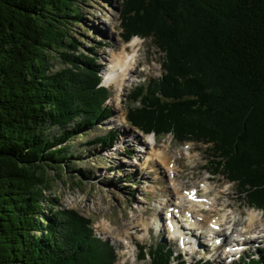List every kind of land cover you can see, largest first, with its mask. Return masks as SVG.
I'll return each instance as SVG.
<instances>
[{
  "label": "trees",
  "instance_id": "16d2710c",
  "mask_svg": "<svg viewBox=\"0 0 264 264\" xmlns=\"http://www.w3.org/2000/svg\"><path fill=\"white\" fill-rule=\"evenodd\" d=\"M80 1L0 0V264L117 261L91 220L43 204L47 169L58 173L67 144L110 115L99 59L79 53L68 30L83 22ZM121 1L123 38L151 39L164 55L163 77L132 93L140 105L128 109L129 124L209 145L211 172L264 211V0ZM53 53L67 65L56 73ZM50 127L64 132L51 138ZM116 137L94 143L107 148ZM141 253L149 264H182L163 244ZM235 264H264V250Z\"/></svg>",
  "mask_w": 264,
  "mask_h": 264
},
{
  "label": "rangeland",
  "instance_id": "374dc122",
  "mask_svg": "<svg viewBox=\"0 0 264 264\" xmlns=\"http://www.w3.org/2000/svg\"><path fill=\"white\" fill-rule=\"evenodd\" d=\"M78 8L83 22L79 25H70L68 30L73 39L80 44L77 45L79 53H86L88 56L96 55L99 59L98 65L102 68L103 85H107L104 78L110 66V55L114 52L113 50L119 51L121 44L128 45L134 38L141 39L140 56L137 58L142 65L138 67V72L132 74L130 80L126 82L119 101L116 100L114 87L107 88L108 101L105 106L110 113L107 120L93 131L75 137L67 144L69 151L65 158L68 162L61 167L53 165L56 166L58 173L51 168L47 169L49 183L48 188L43 190L45 211L50 208L73 209L91 220L94 235L114 249L117 255L115 264H149V257L146 260L141 259V249L145 247L148 249L160 243H164L175 251L178 260L184 264L203 263L207 258L214 261L210 264H229L228 262L233 261V258L226 260L221 258L228 242H224L220 250L214 251L206 246L210 241L205 238L211 240L208 232H204L208 234L204 235V239H200L202 243L200 254L207 253L204 261L199 253H188V249L192 252L195 246L183 249L178 239L171 237L166 227L165 219L168 214L166 215L165 212L166 205H171L175 199L172 179L180 183L183 189L188 190L193 187L201 190L202 182L210 179L215 189L211 195L222 197V202H228L230 210L227 211L230 214L233 213L232 219L240 221L244 226L247 210L255 208L248 207L241 199L236 184L229 182L222 174L211 172L213 169L208 165V162L212 160L209 156V145L176 142L171 135L157 139L154 135L142 134L129 124L128 109L137 108L140 105L132 102V93L140 86L148 88L152 82L163 77L164 55L159 52L151 39L134 37L126 41L123 38L120 17L123 9L121 0H81ZM127 49L130 48L127 47ZM49 64L52 66L51 73L67 67L55 53L50 54ZM114 130L117 132V137L112 146L102 148L98 143H94L95 139ZM63 132L58 127L47 129V134L51 138H57ZM152 149H155L157 153L165 151L173 157L179 174L172 173L170 176V173L158 162L154 168L148 169L149 162L145 157ZM64 165H67L65 173ZM223 191H226L225 194ZM219 192H221L220 195ZM199 195L201 196V193ZM262 213L264 216V211ZM153 216L160 219L164 225L165 229L160 233L153 229V224L145 229L136 222L140 218L149 222ZM131 223L133 224L129 227ZM229 224V222L225 223L223 230L230 236L234 227ZM242 225L239 230L243 228ZM127 233L130 236L123 239ZM116 237L121 240H116ZM238 239L240 238L232 235L231 242ZM126 242L128 245H125ZM246 247L248 253L244 254L245 256L257 254L259 249H264V237L256 238Z\"/></svg>",
  "mask_w": 264,
  "mask_h": 264
},
{
  "label": "bare ground",
  "instance_id": "6f19581e",
  "mask_svg": "<svg viewBox=\"0 0 264 264\" xmlns=\"http://www.w3.org/2000/svg\"><path fill=\"white\" fill-rule=\"evenodd\" d=\"M141 41L142 40L139 38H134L129 42L128 45L121 44L120 49L118 48L119 51L113 50L114 52L110 55V66L105 72V82L107 85L114 87L116 91L115 97L117 101H119L121 93L128 79L132 76V74H136L138 72V67L142 65L140 59L137 58V56H140L139 52L141 51ZM127 47H129L130 49L128 50ZM145 158L149 162L148 169L154 168L156 166V162H158L163 165L167 172L170 173V176L172 173L179 174L178 166L173 162V157H170L165 151H159V153H157L155 149H152L151 151L147 152ZM172 180L175 199L173 200V203L171 205H166L167 209L165 214L170 212L169 208L171 206H174L181 211V213L179 211L178 215H175V220L172 221L173 225L175 226V230L170 233V235H172L171 237H173L175 236V234H177V236H179V238L183 241V247H189L193 245L194 238L198 242V245L200 246L201 244L202 246L200 238H198L197 234L194 233L195 231H198L200 233L208 232L210 233V235L207 233L208 237L210 238L212 235L216 236L211 239L213 241L219 239L220 237L224 238V241L228 242L227 246H230L233 244V242H236V240H232L231 242L232 235L240 238V240H245L242 244L236 245L242 247L251 244L256 238L264 237V216L262 211L256 209H248L247 219L245 221L246 225L244 226L240 221L232 219L233 213L230 214L227 211L230 210V204L228 202H222V197L211 195V193L214 192L215 189L213 187V184L210 183V179H205L202 182L203 188L201 190L197 189L196 187H193L189 190L183 189L180 183H177L174 179ZM225 192L226 191H223L224 194ZM200 193L201 196L199 195ZM218 194L220 195L221 192H219ZM177 218H179L180 221H178ZM156 220V217L153 216L152 219L149 220V222L141 220V218L137 219L136 222L145 229H148L149 225L154 224V221ZM228 222L234 227L233 232L230 236L225 232V230H220V226L222 227L224 223L228 224ZM132 224L133 223L129 224L128 226L130 227L132 226ZM158 225L160 226L159 222ZM241 225L243 226V228L241 227L242 229L239 230V227ZM214 226H217L218 230H214ZM133 227L135 226L133 225ZM128 235V233L127 235H124L123 239H125L126 237L128 238ZM119 236L121 237V235H117V237ZM251 238H253L254 240ZM116 240L121 239L117 238ZM125 245H128V242H126ZM128 248L129 246L127 247V249Z\"/></svg>",
  "mask_w": 264,
  "mask_h": 264
}]
</instances>
